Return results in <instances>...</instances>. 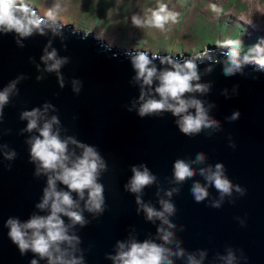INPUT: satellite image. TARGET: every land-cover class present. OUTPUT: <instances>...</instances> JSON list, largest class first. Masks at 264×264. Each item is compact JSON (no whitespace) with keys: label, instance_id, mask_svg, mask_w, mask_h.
Returning <instances> with one entry per match:
<instances>
[{"label":"water","instance_id":"water-1","mask_svg":"<svg viewBox=\"0 0 264 264\" xmlns=\"http://www.w3.org/2000/svg\"><path fill=\"white\" fill-rule=\"evenodd\" d=\"M20 3L23 2H17ZM27 5L44 17L49 27L44 28V35L34 29L30 37H20L14 31H0V90L12 80L24 77L17 84L19 94L14 92L5 106L3 125H0L5 133L11 129V134L3 135L2 142L18 153L13 161L0 157V264H31L33 259L39 260V264H47L46 259L40 260L31 251L21 254L5 226L9 218L25 222L33 214H48V210L36 207L42 202L47 176L35 175L36 164L30 162V149L25 143L38 132L21 135L20 130L26 127L27 121L19 119L23 110L39 107L43 111L45 103L57 109H49L45 118L58 117L60 124L55 125L54 130L59 131L61 139L72 137L78 143L95 147L107 165V170L98 178L105 186L107 210L103 216L94 220L92 214L84 210L87 191L85 200L72 193L79 204V209L74 210L83 211L85 218L91 221L84 228L77 225L72 230L81 237V247L90 248L86 252L87 264H112L111 260L105 259V254H115L117 240L135 238L143 242L152 239L162 243L157 234L161 221L156 220L153 224L146 221L143 212L137 215L135 195L125 191L124 186L132 176L131 166L142 163L158 177L157 184L144 190L142 199L158 210L160 198L170 199L177 206V214L169 219L177 224L173 231L177 239L183 241L181 247L188 251L207 250L204 264H210L217 253L224 255L225 246L229 245L243 249L248 264H264V71H257L260 63L251 59L245 62V57L233 50L241 63V71L226 76L223 61L227 57L223 53L232 51L230 49H210L214 53L213 59L205 57L201 63L199 56L188 52L154 54L142 48L111 46L96 38L93 31L85 32L76 29L72 23L50 19L33 5ZM60 25L61 34L54 35L52 28ZM85 34L87 39H80ZM45 47L49 52L55 49L58 58L68 60L59 76L56 72L46 71L47 66L42 60ZM137 51L147 53L150 59L153 55L157 57L149 65L156 67L157 75L164 70H174L172 65L162 64L161 58L172 57L181 64L185 59L195 60L200 79L193 84H207L209 91L187 93L184 98L202 100L205 107L214 105L209 114L219 122L220 130L212 131L210 136L211 130H205L195 137H187L179 132L175 123L178 118L171 112L139 117L136 108L139 107L142 81L134 79L136 70L130 57L125 55ZM208 68L211 71H206ZM60 76L64 79V87L60 86ZM74 80L81 82L79 95L72 90ZM158 83L154 78L151 87L145 86L149 98L160 99L155 93ZM129 108L133 110L128 111ZM235 111H239L241 117L229 123L227 117ZM43 122L40 121L41 127ZM229 137L236 145L234 149L228 146ZM81 151L76 145L69 144L68 154L72 160ZM198 153L205 156V161L193 163ZM177 159L191 163L196 172L181 185L171 182ZM218 163L224 165L225 174L233 184L247 190L246 196L234 194L235 203L226 199L219 209L208 206L219 197L214 186L208 188V199L200 203L194 201L190 192L195 182L207 185L199 174L200 169ZM57 187L67 190L59 181ZM158 188L162 189L159 196ZM171 188L180 191L171 197L165 196L164 190ZM63 218L67 223L68 218ZM237 218L245 220L247 226L241 227ZM181 227L185 228L184 232L180 231ZM172 259L174 264H186V258ZM215 264L222 262L217 260Z\"/></svg>","mask_w":264,"mask_h":264},{"label":"clouds","instance_id":"clouds-1","mask_svg":"<svg viewBox=\"0 0 264 264\" xmlns=\"http://www.w3.org/2000/svg\"><path fill=\"white\" fill-rule=\"evenodd\" d=\"M212 11H218L217 5H211ZM19 14V15H18ZM52 18L51 11L47 13ZM180 13L169 11L167 4H160L157 9L150 10V16L141 21L136 16L132 17L134 25L144 24L148 27H154L163 31L168 24L175 25L179 22ZM43 25V27H42ZM49 27L44 17L37 14V11L30 8L27 4H17L16 0H0V31L15 32L20 37H30L33 30H38L44 35V28ZM60 26L52 28L54 35H60ZM76 35L75 32L72 33ZM80 39H87V34L81 36ZM19 42V41H18ZM227 46L238 48L239 40H228L225 42ZM22 46V45H21ZM51 44L49 43L48 47ZM48 47L44 49L42 60L47 66L46 71L56 72L59 76L60 69L68 63L67 58H58L57 51L53 49L48 51ZM110 50V49H109ZM256 52L261 49L257 45ZM125 55L131 59V64L136 70L134 79L141 82V91L139 96V107L136 112L139 117L160 116L162 113L171 112L178 119L175 121L179 132L187 137H195L205 130L210 136L212 131H219L220 124L209 114V109L214 105L205 104L202 100L196 98H184L187 93L199 92L207 93L209 85L196 83L200 77L197 71V64L193 59H185L183 64L174 61L172 57L161 58L162 64L172 65L174 70H164L157 75V69L152 65V61L157 57L153 55L152 59L143 51L126 52ZM227 57L223 61V72L226 76H232L234 73L241 71V63L236 58L234 51L224 52ZM198 56L203 63L205 57L209 60L213 59L214 53L206 50ZM245 57V62H247ZM219 63L220 61H215ZM260 67L257 71H264V60H261ZM211 71V68L206 69ZM60 78V86L64 87V79ZM154 78L159 81L155 86V93L160 99L149 98V94L144 91L145 86L151 87ZM23 76L9 82L7 87L0 90V125H3L4 108L9 104L10 96L15 92L17 95V84ZM39 79V77H38ZM73 92L77 95L81 92V82L74 80ZM52 109L57 111L50 103L43 105V111L39 107L31 110H23L19 114V119L27 121L26 127L20 130V134L32 133L37 131L38 135L31 136L25 141L30 149V162L36 164V176H47V187L43 189L42 202L36 207L40 210H48L47 215L33 214L30 219L21 222L18 218H9L6 227L9 229L8 236L11 241L18 246L20 253L25 254L29 251L39 257L40 260H47V264H87L86 252L90 251L81 247V237L72 231L79 225L84 228L91 223L86 219L83 211L79 209V204L73 199L72 193H77L81 200H85V192L87 191V199L84 204V210L92 214L94 220H98L104 215L106 209L105 186L98 182L99 175L102 171L107 170V165L101 154L95 147L88 146L84 143H78L74 138L68 137L61 139L60 133L54 130L55 125L60 124L57 116L46 119V113ZM194 110V111H190ZM129 108L128 111H132ZM241 117L239 111L227 117L229 123L238 121ZM44 120L42 127L40 121ZM5 134H11V129L5 133L0 127V157L3 160L13 161L18 153L15 149L10 148L8 144L2 142ZM229 147L235 148L234 142L229 137ZM69 144L76 145L80 148L81 154L72 160L68 154ZM205 156L198 153L196 161L193 163H202ZM10 167V166H9ZM132 176L125 184V191L135 195V204L138 205L136 212L139 215L143 212L146 221H161V226L157 228L158 238L162 243H157L152 239H146L143 242L131 238L127 241L117 240L115 243V254L106 253L105 259L111 260L112 264H174L172 257L185 260L186 264H204V260L208 256L207 250L196 249L188 251L181 247L182 240L177 239L173 229L177 228L169 217L177 214V206L170 199L160 198L158 203L160 210L154 207L150 202L145 203L142 199L144 190L157 184L158 177L154 175L146 164L132 165ZM199 174L204 177L207 185L199 182L193 183L190 192L195 202L200 203L208 199V188L214 186L219 197L214 199L208 206L219 209L227 199L229 203H235L234 194L238 197L247 195V190L239 184L233 182L225 174L223 164H216L214 167L209 166L207 169H200ZM196 175L191 163L184 159L174 161L172 170V183L181 185L189 178ZM65 185L67 190L58 189L57 182ZM162 189L157 190V195ZM179 188H171L164 190V195L171 197L173 193H179ZM63 217L68 218L66 223ZM241 227H246V221L239 219ZM181 232L185 231L184 227L180 228ZM171 246H174L171 247ZM225 254L217 253L210 264L221 261L222 264H248V258L243 249L225 246ZM239 253V255H237ZM31 264H39V260H31Z\"/></svg>","mask_w":264,"mask_h":264},{"label":"rangeland","instance_id":"rangeland-1","mask_svg":"<svg viewBox=\"0 0 264 264\" xmlns=\"http://www.w3.org/2000/svg\"><path fill=\"white\" fill-rule=\"evenodd\" d=\"M33 5L50 19L72 23L78 30L93 31L111 46L142 48L154 54L188 52L194 56L207 49H230L255 62L264 60V0H16ZM180 13L179 22L165 29L134 25L160 4ZM218 11H212L211 5ZM228 40H239L232 48ZM261 51L256 52V46Z\"/></svg>","mask_w":264,"mask_h":264}]
</instances>
